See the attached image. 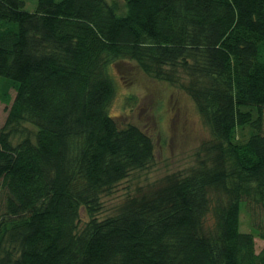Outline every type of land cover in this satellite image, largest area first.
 I'll return each instance as SVG.
<instances>
[{"label": "trees", "instance_id": "16d2710c", "mask_svg": "<svg viewBox=\"0 0 264 264\" xmlns=\"http://www.w3.org/2000/svg\"><path fill=\"white\" fill-rule=\"evenodd\" d=\"M16 24V27L15 25ZM180 87L210 137L195 165L103 201L156 162L110 113L114 70ZM0 264H264V0H0ZM26 124L34 130L17 144ZM245 211L251 232L241 229Z\"/></svg>", "mask_w": 264, "mask_h": 264}, {"label": "rangeland", "instance_id": "374dc122", "mask_svg": "<svg viewBox=\"0 0 264 264\" xmlns=\"http://www.w3.org/2000/svg\"><path fill=\"white\" fill-rule=\"evenodd\" d=\"M118 10L125 11V0H109ZM25 10L34 12L37 0H24ZM16 27V24H14ZM117 87L116 96L110 106V113L120 125L135 124L151 134L156 143V162L146 170L134 172L121 182L110 198L103 201L98 218L111 216L126 198L140 189L157 183L167 174L185 172L196 163V157L203 141L210 137L193 100L180 88L166 82L152 79L144 74L136 63H119L114 70ZM13 90L0 81V130L7 118L6 104L11 103ZM34 129L26 124L18 127L11 138L17 144L24 134ZM241 229L252 231L247 213L241 214ZM257 250L264 242L256 240Z\"/></svg>", "mask_w": 264, "mask_h": 264}]
</instances>
